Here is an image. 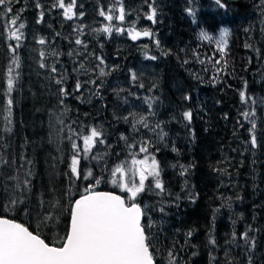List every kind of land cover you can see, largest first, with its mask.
I'll return each instance as SVG.
<instances>
[{"label":"trees","instance_id":"obj_1","mask_svg":"<svg viewBox=\"0 0 264 264\" xmlns=\"http://www.w3.org/2000/svg\"><path fill=\"white\" fill-rule=\"evenodd\" d=\"M260 1L263 0H222L225 8L218 7L214 0L159 1L164 7L161 10L157 36L161 39L164 53L159 54L161 51H158L155 57L162 59L164 78L169 80L168 83L175 80L180 92L178 96L172 95L174 104L169 105L171 108L177 106L178 112L174 115L173 111L165 112L172 117L166 119L167 123L158 119L155 122L156 126L159 125L157 128L152 129L148 125V131L155 136L147 134L144 138L150 142L148 154L159 162L160 178L164 185L161 196L149 192L147 202L154 209L158 205L163 207L166 203L174 205L168 211V214L176 216L171 221L175 227L174 233L167 237L163 247L174 253L176 264H247V258L250 260L248 264H254L255 260V264H262L264 261V255H259L260 250L264 251V120L256 125L258 134L255 135L254 147L249 125L243 121L242 107L245 102L240 97V92L244 91L249 98L247 105L252 97L254 100H262L264 104V81L261 80L264 74V14L256 15L253 10ZM56 2L57 0H19L18 3H12V13L7 16L0 8V124L2 121L4 125L0 127V204L4 202L6 170L8 172L11 169L21 181L28 179L31 182L30 191L25 194V202L11 212L0 208V215L16 219L30 231H39L47 242L58 243V237H63L67 231L69 200L77 199L83 188L91 182V178L75 180L70 173L69 165L73 155L71 143L75 140L82 147L80 137L84 135L73 120L77 121L81 113L82 116L92 115L88 113L90 108L80 93L83 89L81 82L85 79L75 77L71 64L77 61L74 58L76 50L79 53L77 45L81 46V51L86 55L94 53V57H86L92 66H95L94 59L99 53L109 55L113 42L110 34L100 29L117 25L99 14L101 9L106 13L109 8L115 9L112 0H107L106 3L76 0L74 11L77 15L83 13L80 15L81 25L75 19H67L63 15V9L54 7ZM69 2L70 0H65L66 4ZM89 2L95 3L93 11H90ZM37 4L41 7H37ZM189 8L194 10L195 16L189 14ZM41 11L44 13L42 20ZM18 12L17 26L19 23L25 24L20 29L23 35L19 41L9 38V32L13 30L9 20ZM248 15L258 22L262 21L258 35L248 33L253 29V24H242V20ZM93 22L96 25L94 27ZM93 29L98 30L96 35L100 34L96 40L90 35ZM201 29L213 36L214 40L202 41L199 37ZM221 29H228L230 32L225 56L226 69L222 68L224 60H221L215 43ZM253 35L258 37L256 43L250 41ZM40 39H44L46 43H39ZM76 40H81L82 43L76 44ZM246 44L250 47H245ZM254 47L256 51L259 50L258 62L249 51H253ZM41 53L44 55L41 56ZM197 55L199 59L196 58ZM217 60H220L219 64L215 63ZM14 61L18 62V67ZM41 64L45 66L41 67ZM46 65L47 68L50 66L49 80L54 85L58 79L54 78L51 67L65 66L64 70L67 72L64 89L69 95H63L62 87H59L58 91L50 94L58 97V102L52 105L49 94L43 99V90L39 89L42 86L41 79L38 81L32 77L33 72L44 73ZM10 66L14 69L16 82L11 93L13 105L9 125L5 120L8 113L4 110L7 100L4 92ZM30 73L31 77L28 79L27 75ZM257 74H260L259 79ZM83 76L88 75L84 73ZM77 82L81 85L79 90L75 88ZM100 83L96 81L93 87ZM28 86L31 92L26 94ZM101 92L110 96L106 94L104 86ZM119 97L122 101L127 96L122 93ZM157 99L148 98L146 101ZM98 101L104 106L105 102H111L121 107L119 103L114 104V96L106 100L100 94L95 95L93 105ZM161 101L150 104V107L145 104V107L165 109L166 98V105L161 106ZM43 106H47L46 109L61 110L59 112L67 115V123L71 127L72 140L66 135L53 148L56 154L46 144V138L50 137L46 134L47 128H44V124L36 126L43 123V117L36 114ZM51 110L46 113L53 112ZM66 110L77 111L78 118ZM186 112L192 114L190 121L184 116ZM157 116L163 117L164 110L161 113L150 112L147 123L153 122ZM89 119L87 125L94 126L92 118ZM130 122L128 120L120 125L118 131L129 134L130 128L127 125ZM7 127L11 128L10 132L6 130ZM134 127L136 129L133 128L132 131L135 133L136 130H141L142 125L135 124ZM74 133H79V137ZM104 136L103 133L102 137ZM240 147L247 151L242 152V156H238L237 150ZM47 155L50 157L48 161L45 160ZM105 155L91 152L85 159L81 152L79 167L82 176L91 170L93 176L101 177L100 169ZM10 160L14 162L13 165L8 163ZM69 190L72 195H69ZM97 190L113 192L99 187ZM57 201L64 207V212L59 214V225L56 233L52 234L48 230L51 223L41 226L40 218ZM30 222L38 229L33 228ZM245 232L249 242L240 243ZM213 240L215 243H212ZM251 241H254V246ZM229 245L234 253L238 252L233 259L223 252L224 249L227 252Z\"/></svg>","mask_w":264,"mask_h":264},{"label":"snow or ice","instance_id":"obj_2","mask_svg":"<svg viewBox=\"0 0 264 264\" xmlns=\"http://www.w3.org/2000/svg\"><path fill=\"white\" fill-rule=\"evenodd\" d=\"M13 2L18 3L19 0H0V8L3 9L5 16L12 13L11 5ZM214 2L220 8L226 7L222 0H214ZM117 3L119 4L118 8H109L107 13L101 9L99 14L109 22L113 21L114 18L124 21L125 9L123 0H117ZM37 7L41 6L37 4ZM54 7L63 9V15L69 20L76 15L74 11L76 0H70L67 4L65 0H57ZM149 7L151 11L147 14V18L155 22L156 9L151 5ZM114 11L118 13L115 16ZM188 12L192 16L196 15L192 8H189ZM43 15L44 13L41 11L40 20L43 19ZM80 15L82 16L83 13ZM18 20L19 12L9 20V23L13 26V30L9 32V38L17 41L23 35L20 29L25 27L24 23H19L17 26ZM112 30L111 25L100 29V31L108 34H111ZM116 31L123 33L125 29L117 27ZM128 32L133 40L138 39L141 35L153 36V33L149 30L140 32L136 31L135 27L128 29ZM229 36L230 32L228 29H221L219 39L215 40L216 48L221 54V60H224L223 69L227 68L225 56L227 54ZM199 37L202 41L211 42L214 40V37L210 36L204 29L200 30ZM39 43L44 44L46 41L40 39ZM75 43L81 44L82 41L76 40ZM156 43L159 45V41H156ZM245 47H250V45L246 44ZM43 55L41 53V56ZM196 58L199 59V56L197 55ZM151 59H156V57H151ZM200 62L204 63L203 60ZM13 63L17 67L19 66L17 61ZM215 63L219 64L220 60ZM44 66L41 64V67ZM83 67L81 65V68ZM51 70L55 72L56 68L53 67ZM13 72L14 69L10 66L7 71V86L4 92L7 97L4 110L8 113L5 120L9 125L11 124L10 117L13 105L11 93L16 82V76L13 75ZM105 74L101 70L100 75L103 76ZM133 79H135L134 74ZM56 82L58 84L62 83L60 80ZM92 83L95 82L93 81ZM80 87V83L77 82L75 85L76 90H79ZM61 92L65 96L69 95L64 88H61ZM240 97L245 103L249 100L244 91L240 92ZM191 115L190 112L184 113L185 118L189 121L191 120ZM242 115L245 119L249 117L248 112H244ZM59 122L62 124L63 120H59ZM136 122L146 128L148 127L147 117H141ZM255 127V123L252 122V128L255 129ZM6 130L10 132L11 128L7 127ZM74 135L79 137V133H74ZM102 136L103 133L101 131L92 127L88 135L80 137L83 140L82 147L75 140L71 143V148L73 149L69 165L71 175L75 180H88L91 178V182L83 188L77 199L69 200L68 202L67 214L70 219L65 235L58 237V243L47 242L46 238H42L39 231H30L28 227L17 222L16 219L0 215V264H157L156 257L159 250L154 248L153 239L149 232L146 231V229L151 228V224L146 222L145 209L140 203L136 202V198L145 191L146 181L150 177L153 179L156 189L164 190V185L160 178L159 162L153 155L148 154L149 142L145 141L139 145V153L148 155H145L143 159H137L133 156L130 165L125 161L110 170L111 183L127 193V199L113 192L98 191L97 189L103 177L93 176L91 170H88L82 176L79 165L81 152L84 153L83 158L86 159L98 142V138H102ZM68 139L72 140V136H69ZM103 142V139H99V143ZM251 143L253 146L256 145L255 135H252ZM129 147L135 148L137 145L133 143ZM3 162L7 163V161ZM9 179L14 180L15 184L11 188L5 186L3 191L4 202L0 204V208L5 211H14L25 202V194L30 191L29 185L31 182L28 179L21 181L17 176H11ZM72 194L71 190H69V195ZM24 211L26 212L27 210L25 209ZM63 212L64 207L60 205L59 201L52 203L49 211L40 218L41 226H47L49 223L55 226L59 214ZM243 238L246 242H249L247 232L243 233ZM212 243H215V241L213 240ZM251 244L254 246V241H251ZM167 261L168 264H176V256L172 251H168Z\"/></svg>","mask_w":264,"mask_h":264},{"label":"rangeland","instance_id":"obj_3","mask_svg":"<svg viewBox=\"0 0 264 264\" xmlns=\"http://www.w3.org/2000/svg\"><path fill=\"white\" fill-rule=\"evenodd\" d=\"M84 1V0H82ZM95 1L96 3H99L100 1H103V3H106L107 0H91ZM160 0H123V7L125 9V20L119 21L117 19H113L111 22H115V27L112 29V34H110L113 48L109 55L105 53H99V50L97 51L99 54L94 59V65L92 66V63L89 59L86 57H94V53L90 52L88 55L84 54L81 50V46L77 45L79 48V53L76 50V55L74 56L76 63L73 62L71 64L72 71L78 79H85L83 82H81V85L83 86L82 91L80 93L84 96V99L87 103V106L90 108L88 113L92 114L91 116H82L83 114H79V118L77 115V111L72 110H66L68 113H73L74 116H76L78 119L75 123V125L78 127L79 131L84 132V135H88L90 132V129L92 127L97 128V130L101 131L105 134L104 137L98 138V142L93 147L92 152L96 155H105V161H103L100 169V175L103 177L99 188L103 190H110L113 191V193L117 195L124 196L127 199L128 194L123 192L119 187L113 185L111 183V174L110 170L113 169L117 164L127 161L130 165V161L133 156L137 159H143L145 155H148L146 153H139V145L145 141L149 142V140L144 139L147 134L151 137V132L148 131L149 128H157L155 122L162 120L161 122H165L167 118H170L172 116H168L165 114V112H172L174 115L175 112H178V107L171 108L170 106L174 104V101L171 100L173 97L172 95H179V84L175 82V80L171 83H168V79L164 78V69H163V62L162 59L158 56L156 59H151V57H155V54L158 51H161L159 54H163L164 51L161 48V39L158 38V27L160 22V15L161 10H163V4L159 2ZM112 4L115 8L119 7V4L117 3V0H112ZM90 5V11H93V8L95 7L94 2H89ZM151 5L156 9V18L155 22L152 20H149L147 18V14L150 13L151 9L149 7ZM109 10V9H108ZM254 13L256 15L264 14V0L258 2L257 6L253 8ZM95 11V10H94ZM118 14L115 12V15ZM114 15V16H115ZM78 23V25H81V16L75 15L73 17ZM71 20V19H70ZM251 23L253 24V29L249 30L248 33H255L256 35L259 34L261 28H262V21L259 22L257 19L252 18V16L248 15L242 20V24L245 23ZM93 27L96 26L95 22L92 23ZM117 27H122L125 29L123 33L116 31ZM135 27L136 31L143 32L144 30H149L151 33H153V36H143L141 35L138 39L133 40L131 36L129 35L128 29ZM98 31L97 29H93V31L90 32L91 38H94L96 40L99 38L100 34H95V32ZM94 34V35H93ZM256 35L251 36L250 41L253 43H256L258 40V37ZM163 39V38H162ZM156 41H159V45H157ZM163 45V40H162ZM254 54V57L256 59V62H258V55L259 51H256V48L254 47V50H249ZM73 54V52H72ZM264 55V53H263ZM121 58V59H119ZM136 58V59H135ZM264 58V56H263ZM90 62V63H88ZM81 65L84 67L81 68ZM264 66V61L263 64ZM258 66V64H256ZM54 67V66H52ZM51 67V69H52ZM47 68V65H46ZM50 69V66L44 71V73L39 74L38 72H33L32 77L36 80L41 79L42 86L39 87V89L43 92V99H46L48 94L54 93L59 90V87L64 88V82L67 83V72L64 70L66 69L65 66H60L56 68V71L53 73L54 78H57L58 80L62 81L61 84H58L57 82L52 83L49 80V73L48 70ZM103 70L106 74L101 76L100 72ZM88 75L87 77H84L83 74ZM133 74L135 75V79H133ZM28 76L31 77V73ZM258 79L260 78V74L256 75ZM261 80L264 81V74L261 78ZM57 81V80H56ZM95 83H92V82ZM96 81H100L101 83L98 84L97 87H93L96 85ZM104 86V90L106 94L108 93L110 96H114V104L119 103L121 107L113 105L111 102H105V106L101 101H98L96 105H93L94 103V96L95 95H101L104 99H110V96H105L101 92V88ZM31 92L30 87L28 86L25 89V93L29 94ZM122 93H126V99L120 101V95ZM47 94V95H46ZM51 96V95H50ZM51 105L58 102L57 95L55 97L51 96ZM157 99V101H161L163 98V101H161V106H165L164 108H159L156 110H153L151 108H146L145 104H155L157 101H146V99ZM166 98L167 103L164 104V100ZM180 98V96H179ZM32 99V98H31ZM161 99V100H160ZM169 99V100H168ZM252 97L251 101L249 102V105L247 103L244 104L242 107V112H248L249 117L248 119L243 118L244 123H248L249 125V133L252 135L258 134V130L252 128V122L257 125L258 123H261L264 120V104H262V100L256 99ZM127 102H124L126 101ZM26 101V100H25ZM25 101L23 103H25ZM170 105V106H169ZM169 107V108H168ZM47 106H43L42 108V114L40 112H36L39 116L43 117V123L38 126H42L44 124V128H47L46 134L50 135L46 138V144L49 148L53 149L55 148L56 144H60L62 142V139L66 137V135H71V131L68 123H67V115L65 113H60L58 109H46ZM53 111L48 112L46 111ZM164 110V116L163 117H154L153 122H149L148 125L149 128L144 127L142 125L141 130H136L134 133L132 129H136L134 127L135 124L137 126H140L141 124L137 123L141 117H148V114L150 112H159ZM254 113V114H253ZM89 117L92 118V123L94 126H89ZM83 119V120H82ZM159 119V120H158ZM174 119V117H173ZM59 120H63V123L61 124ZM131 122L127 125L130 128V133L126 132H119V126L124 125L126 121ZM177 120V119H176ZM94 121V122H93ZM153 123V124H152ZM167 123V122H165ZM1 126L4 127L2 121ZM39 127V128H40ZM138 133V134H136ZM264 134V131H263ZM83 135V136H84ZM155 136V134H154ZM152 136V137H154ZM122 137L126 138L123 139ZM99 139H103V143H99ZM109 140V141H108ZM135 143L137 147L130 148L129 145ZM150 145V142H149ZM247 146L249 143L246 144ZM82 146H83V140H82ZM255 147V146H254ZM238 156H242V152H247L246 149L243 147L238 148ZM53 153L56 154V151L53 149ZM264 157V152H263ZM50 157L47 155L45 157V160L48 161ZM11 161V162H10ZM8 163L13 165V161L10 160ZM5 185L8 188H11L13 186V181L9 179L11 176H15L13 174V171L10 169L8 172L5 171ZM8 179V180H7ZM138 179V177H137ZM150 185V186H148ZM5 188V187H4ZM152 193L154 195L158 194V196H161L160 189H156L154 187V181L150 177L148 181H146L145 191L141 193L137 198L136 202L140 203L141 206L145 209L146 213V222L151 224V228L146 229V231L149 232L150 236L153 239L154 242V248L159 250V253L156 257L159 264H168L167 261V251H170L167 247H163V244L166 243L167 237L174 233V225L171 221L173 219H176L175 215L168 214V211L174 208L173 204L166 203L163 207L161 205H158L157 209L152 208L148 202V194ZM161 209H164L161 211ZM11 212V211H8ZM33 228H37L34 224H32ZM50 224V223H49ZM59 225V218L53 226L52 224L49 226L48 230L52 232V234L56 233L57 226ZM38 229V228H37ZM40 230V229H39ZM264 232V231H263ZM240 243H246L245 239L242 237L240 239ZM161 246V247H160ZM227 252L226 249L223 250L224 254L230 258H234L236 255H238V252L234 253L233 249H230V245L228 246ZM262 248V243H261ZM258 255V254H257ZM259 255H264V251L260 250ZM264 260V257L262 258V261ZM249 258H247L246 262L249 263ZM256 260L254 261L255 264ZM232 263V262H231ZM264 263V261H263ZM262 263V264H263ZM257 264V263H256Z\"/></svg>","mask_w":264,"mask_h":264},{"label":"water","instance_id":"obj_4","mask_svg":"<svg viewBox=\"0 0 264 264\" xmlns=\"http://www.w3.org/2000/svg\"><path fill=\"white\" fill-rule=\"evenodd\" d=\"M70 219V218H69Z\"/></svg>","mask_w":264,"mask_h":264}]
</instances>
